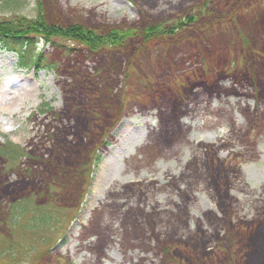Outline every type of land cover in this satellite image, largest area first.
<instances>
[{"label": "rangeland", "instance_id": "1", "mask_svg": "<svg viewBox=\"0 0 264 264\" xmlns=\"http://www.w3.org/2000/svg\"><path fill=\"white\" fill-rule=\"evenodd\" d=\"M39 12L106 39L165 28L94 52L42 40L40 71L0 47V144L21 154L0 160V199L54 182L49 226L0 218V264H264V0H25L0 18Z\"/></svg>", "mask_w": 264, "mask_h": 264}, {"label": "trees", "instance_id": "2", "mask_svg": "<svg viewBox=\"0 0 264 264\" xmlns=\"http://www.w3.org/2000/svg\"><path fill=\"white\" fill-rule=\"evenodd\" d=\"M24 2L25 0H0V11H17L23 6ZM15 14L18 13H14L10 20L6 19V17L0 18V47L1 49L16 54L20 68L36 69L39 71L44 68H49V65H46L47 62L42 54H33V56L31 53L36 51V47H38L42 40L57 45V39L68 38L81 42V44L94 52L106 46H120L125 43L127 40L126 38L132 36H140L145 40L163 36V30L165 28L164 25H150L144 27L142 30L137 29L136 31H108L107 33L113 37L106 39V34L99 35L92 32V35L89 31V34H87L82 32L81 27L75 28L76 31L73 30L74 28H57V26L51 25L45 15L41 12L38 13L36 18L31 20H28L26 16H16ZM15 154L21 155L19 147L12 145L8 140H5L3 145L0 144V160L3 164H9V161L14 158ZM28 170L31 171L30 169ZM3 172H5V169H3ZM24 173L22 175L26 176ZM52 184H49L50 187L43 193L42 190L45 189V185H48V183H43L38 187L35 186L32 188H28L27 184L20 187V192L18 194H6L3 198L5 200L11 199V201L10 203H5L0 199V218L3 217V224L15 228L16 231L13 230V233L15 234L19 231L21 232L22 229H36L39 225L45 227L49 226L50 214L46 213L44 210L51 207L49 202L52 201L54 196L51 186ZM27 190H29L28 193H24V191ZM20 193L21 195L19 197ZM3 204H6V206L3 207ZM28 216L32 218L29 221L31 222L30 224L25 223V219H27ZM6 237L10 238L14 237V235L10 232Z\"/></svg>", "mask_w": 264, "mask_h": 264}]
</instances>
